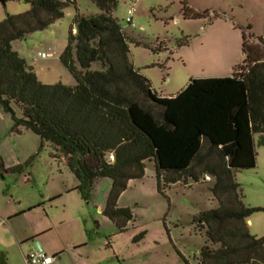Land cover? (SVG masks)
<instances>
[{"label":"trees","instance_id":"obj_1","mask_svg":"<svg viewBox=\"0 0 264 264\" xmlns=\"http://www.w3.org/2000/svg\"><path fill=\"white\" fill-rule=\"evenodd\" d=\"M17 1L29 10L0 22V107L10 116L11 132L31 131L41 148L62 154L83 196L96 180L109 179L102 213L118 232L133 216L116 202L127 181L143 178L146 161L154 163L161 195L181 180L211 177L217 207L193 218L206 237L200 263L264 264V237L250 234L254 209L243 205L235 181L236 172L255 167L254 136L264 138L262 37L255 39L260 47L242 35L244 59L229 76L190 79L167 97L130 61L129 38L112 16L116 0H91L99 13L89 17L78 13L74 0ZM70 6L75 14L59 60L74 85L41 84L11 42L47 29Z\"/></svg>","mask_w":264,"mask_h":264},{"label":"rangeland","instance_id":"obj_2","mask_svg":"<svg viewBox=\"0 0 264 264\" xmlns=\"http://www.w3.org/2000/svg\"><path fill=\"white\" fill-rule=\"evenodd\" d=\"M116 1L112 16L129 38L130 61L159 95H175L190 79L229 74L244 59L242 35L248 45L258 44L257 37L264 41V0ZM74 2L84 17L99 13L91 0ZM29 8L17 0L0 3V22ZM130 8L133 27L125 23ZM190 13L198 17H185ZM74 14L75 9L67 7L63 18L47 29L11 42L12 51L41 84L74 85L59 60ZM38 53L48 57L41 59ZM11 126L9 114L0 107V264H26L25 255L36 248L49 255L62 252L60 264H201L206 237L193 218L217 207L211 177L209 181L201 177L198 183L185 178L163 187L161 195L154 163L146 161L143 178L127 181L116 202L133 216L126 230L118 232L102 213L109 179L96 180L84 196L71 191L78 181L64 156L50 145L41 148L31 131L13 133ZM254 145L255 167L236 172L235 181L243 205L254 209L249 232L260 238L264 237V138L255 135ZM74 247L75 257L70 253Z\"/></svg>","mask_w":264,"mask_h":264},{"label":"built area","instance_id":"obj_3","mask_svg":"<svg viewBox=\"0 0 264 264\" xmlns=\"http://www.w3.org/2000/svg\"><path fill=\"white\" fill-rule=\"evenodd\" d=\"M134 9L130 8L127 10V16L125 18V23L128 26L133 27V23H132V15H133ZM75 32V30H74ZM37 57L41 58V59H45L48 57V54L46 53H38ZM109 160L112 161L113 160V155H109ZM205 181H209L210 178L208 176L204 177ZM25 263L26 264H52V262L54 261V257L48 256L43 250L36 248L31 250L30 252H28L25 257Z\"/></svg>","mask_w":264,"mask_h":264},{"label":"crops","instance_id":"obj_4","mask_svg":"<svg viewBox=\"0 0 264 264\" xmlns=\"http://www.w3.org/2000/svg\"><path fill=\"white\" fill-rule=\"evenodd\" d=\"M46 59V58H45ZM238 64H241V63H238ZM237 65V64H236ZM234 67V66H233ZM232 72V70H231ZM231 72L229 74H226V75H222V74H217V75H214V76H209V77H200V78H211V77H226V76H229L231 74ZM168 79H166L165 81H167ZM177 94V93H176ZM175 94V95H176ZM161 96H174V95H161ZM209 177V176H208ZM172 185V184H171ZM76 187H74L73 189H71V191L75 190ZM248 223V222H247ZM77 247H74L73 249H71V252L72 255H74V257L76 256L75 255V252L78 253V249H76ZM45 252V251H44ZM48 256H51V257H54V261L52 262V264H60L62 259H63V253L62 252H59V251H51V255H49L47 252H45ZM57 259V260H56Z\"/></svg>","mask_w":264,"mask_h":264},{"label":"water","instance_id":"obj_5","mask_svg":"<svg viewBox=\"0 0 264 264\" xmlns=\"http://www.w3.org/2000/svg\"><path fill=\"white\" fill-rule=\"evenodd\" d=\"M8 0H0V3L5 4V2Z\"/></svg>","mask_w":264,"mask_h":264}]
</instances>
